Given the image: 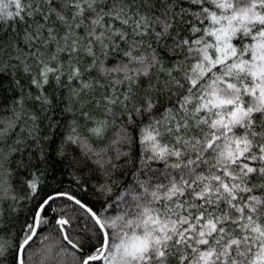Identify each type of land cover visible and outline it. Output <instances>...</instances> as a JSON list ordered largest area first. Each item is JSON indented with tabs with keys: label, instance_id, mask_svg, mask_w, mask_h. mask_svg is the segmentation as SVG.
<instances>
[{
	"label": "snow or ice",
	"instance_id": "snow-or-ice-1",
	"mask_svg": "<svg viewBox=\"0 0 264 264\" xmlns=\"http://www.w3.org/2000/svg\"><path fill=\"white\" fill-rule=\"evenodd\" d=\"M0 264H264V0H0Z\"/></svg>",
	"mask_w": 264,
	"mask_h": 264
}]
</instances>
